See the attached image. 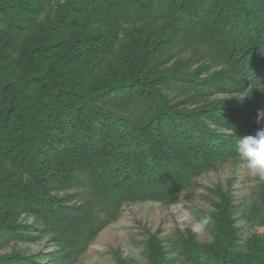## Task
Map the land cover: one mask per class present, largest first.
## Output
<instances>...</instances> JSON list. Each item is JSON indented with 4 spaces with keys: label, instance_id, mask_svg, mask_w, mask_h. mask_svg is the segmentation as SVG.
<instances>
[{
    "label": "trees",
    "instance_id": "1",
    "mask_svg": "<svg viewBox=\"0 0 264 264\" xmlns=\"http://www.w3.org/2000/svg\"><path fill=\"white\" fill-rule=\"evenodd\" d=\"M58 1L0 0V264H76L126 205L178 201L264 127V0H68L66 34L32 47ZM238 211L211 213L212 245L152 240L147 264H264ZM243 218L264 226V191ZM46 236L45 263L2 252Z\"/></svg>",
    "mask_w": 264,
    "mask_h": 264
},
{
    "label": "rangeland",
    "instance_id": "2",
    "mask_svg": "<svg viewBox=\"0 0 264 264\" xmlns=\"http://www.w3.org/2000/svg\"><path fill=\"white\" fill-rule=\"evenodd\" d=\"M67 1L59 0L51 3L40 14L39 21L44 28L40 37L32 40V47L44 44L49 40L50 35H55L57 41L62 34H66L65 26L70 20L65 9ZM28 54L31 55V49ZM29 55L18 57L16 74L24 75L31 70ZM224 98H231V95L218 94L213 100ZM212 126L217 128L215 125ZM262 191H264V179L250 174L240 158L234 159L216 170L200 175L195 185L185 191L178 201L170 203L145 201L126 205L121 215L95 237L76 264H120L121 260L130 264H147L152 240L160 242L164 250L169 251L167 257L171 258L176 252H172L170 240L180 234L185 238L192 235L197 242L212 245L215 242L216 231L211 227H207L203 233L195 234L190 228L180 226L172 212V206L177 203L190 209L199 219L206 215L211 216L217 206L225 198H229L232 205L240 210L233 224L239 234L243 238L253 234L262 235L264 226L243 218V208L252 204ZM26 221L31 222L32 218ZM55 250L57 247L52 245L49 237L46 236L29 243L11 244L2 252L14 251L23 255H38L37 257L45 263L49 259L46 253ZM247 264H256V262L252 260Z\"/></svg>",
    "mask_w": 264,
    "mask_h": 264
},
{
    "label": "clouds",
    "instance_id": "3",
    "mask_svg": "<svg viewBox=\"0 0 264 264\" xmlns=\"http://www.w3.org/2000/svg\"><path fill=\"white\" fill-rule=\"evenodd\" d=\"M262 118L264 110L258 109L257 122ZM236 149L249 173L264 179V127L257 129L254 134L241 137L237 141ZM172 212L182 228H190L195 234L205 232L211 222V216L197 219L190 209L180 203L172 206Z\"/></svg>",
    "mask_w": 264,
    "mask_h": 264
}]
</instances>
